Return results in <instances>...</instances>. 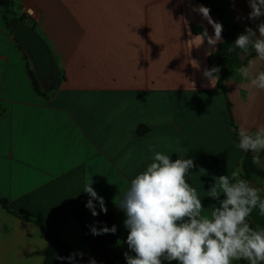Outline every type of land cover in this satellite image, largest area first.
Masks as SVG:
<instances>
[{"label":"crops","instance_id":"obj_1","mask_svg":"<svg viewBox=\"0 0 264 264\" xmlns=\"http://www.w3.org/2000/svg\"><path fill=\"white\" fill-rule=\"evenodd\" d=\"M12 1L13 11L0 7V198L17 215L0 204V264H44L49 240L40 222L75 253L86 251L79 247L85 239L73 213L78 203L90 199L83 191L90 178L118 234L126 236V214L117 202L152 162L149 146L173 161H194L186 180L205 210L219 206L207 196L214 176L235 172L236 179H243L246 152L238 148V130L243 125L255 132L264 125V91L250 88L245 79L225 78V90L218 83L209 85L203 72L225 28L210 11L223 27L221 42L210 46L205 38L201 43L191 24L199 22L214 36L212 25L194 10L206 4ZM218 3L226 9V21L246 25L259 37L264 16L249 19L248 0ZM29 8L33 16H27ZM21 16L35 24L63 76L47 97L35 91L27 53L14 36L13 19ZM261 70L264 62L258 61L254 71ZM253 154L260 156L255 165L264 171L263 154ZM248 182L264 189V175L252 172ZM93 203L99 215L86 208L90 223L105 214L98 201ZM248 218L252 228L264 229L258 207Z\"/></svg>","mask_w":264,"mask_h":264},{"label":"clouds","instance_id":"obj_2","mask_svg":"<svg viewBox=\"0 0 264 264\" xmlns=\"http://www.w3.org/2000/svg\"><path fill=\"white\" fill-rule=\"evenodd\" d=\"M251 12L249 19L264 16V0H248ZM197 10L214 29V36L205 30L201 34L210 46L221 42L223 27L210 17V9L200 6ZM259 37L253 29L246 28L234 42L229 52L240 49L248 54L252 49L256 58L248 61L237 71L249 81L248 86L264 91V70L254 71L257 62H264V23L258 26ZM198 67L195 61H192ZM218 66L205 69L204 77L211 87L219 81ZM238 148L244 152L260 153L264 151V125L255 132L241 126L238 130ZM152 152V162L146 169L137 174L130 186L120 195L117 202L126 214L124 226L129 230L127 244L136 253L135 257L125 253L127 264H163V261H177L178 264H234L236 261H247L248 264H264V229H254L248 223L252 211L259 208L264 216V189L253 187L245 179H236L237 173L231 176L213 177L215 183L207 191V196L219 202L205 210L202 199L196 188L186 180L189 170L195 167L192 159L178 158L173 161L169 154ZM259 155L252 158L253 164H260ZM200 173L206 170L200 169ZM91 178L86 182L84 192L90 199L85 207L93 216L99 215L93 200L98 201L100 212L107 213L103 197L92 187ZM223 196V199H221ZM208 215H205V212ZM93 235L115 233L116 226L91 228ZM81 257L83 253L79 254ZM73 253L67 259L75 264ZM89 264H96L95 260Z\"/></svg>","mask_w":264,"mask_h":264},{"label":"trees","instance_id":"obj_3","mask_svg":"<svg viewBox=\"0 0 264 264\" xmlns=\"http://www.w3.org/2000/svg\"><path fill=\"white\" fill-rule=\"evenodd\" d=\"M207 5L211 12L218 15V18L225 28V37L223 42L218 46V48L212 52L209 57V69L218 66L220 68L219 72V81L218 86L225 90L224 80L225 78H231L236 81H241L243 78L238 73V69L241 66H246L248 60L256 55L255 51L250 49L248 54H244L240 49H236L233 52H229L228 49L230 47H234V42L240 34L245 33V29L248 28L246 25H237L236 23H229L226 21L225 16V7L218 3V0H198ZM0 7L5 8L6 10L14 9V3L12 0H0ZM20 19H26L25 16L15 17L13 19V29H15L18 21ZM32 26L35 28V24L30 22ZM191 29L195 34H202L204 32L203 26L199 22H193L191 24ZM20 47H22L20 45ZM23 48V47H22ZM30 60L29 56L27 55ZM29 72L33 81L35 91L42 96H49L52 92L55 91L54 84L57 79H63V76L60 70L56 67V78L52 82V84L43 88L39 83L36 74L31 68V64L29 62ZM230 103H228V109L230 110ZM237 134V132H236ZM239 139V137H238ZM264 151H261L263 154ZM254 154L249 151L246 152L245 160H244V171H243V179L249 181L250 175L252 172L257 173L258 175H264V171L260 170L256 167L255 164L252 163V158ZM0 204L10 213L17 215L13 211L9 209L8 202L4 198H0ZM85 205L86 202H80L76 205L74 209V219L81 226L83 231V236L87 240L89 238V229L90 227H95L97 230H100L103 227H108L113 224L112 217L110 214H102L98 221L95 224L88 223L85 218ZM84 210V211H83ZM248 223L252 227L251 220L249 218ZM42 227V236L49 240L48 252L46 255V259L44 264H51L53 260V255L55 251H59L63 257H69L73 254V251L70 245L64 240L56 237L55 235L49 233L45 226L40 222ZM89 227V228H88ZM95 240L97 242V246L95 247L93 244H90L91 255L86 257H81L76 254L75 256V264H89V261L94 259L96 264H127V260L125 258V253L116 245L110 233L94 235ZM67 260V259H65ZM68 261V260H67ZM69 262V261H68Z\"/></svg>","mask_w":264,"mask_h":264},{"label":"water","instance_id":"obj_4","mask_svg":"<svg viewBox=\"0 0 264 264\" xmlns=\"http://www.w3.org/2000/svg\"><path fill=\"white\" fill-rule=\"evenodd\" d=\"M14 36L24 48L30 58L36 77L43 88L49 87L56 78V60L52 50L43 36L20 19L14 29ZM61 79H57L54 87L57 88Z\"/></svg>","mask_w":264,"mask_h":264},{"label":"rangeland","instance_id":"obj_5","mask_svg":"<svg viewBox=\"0 0 264 264\" xmlns=\"http://www.w3.org/2000/svg\"><path fill=\"white\" fill-rule=\"evenodd\" d=\"M30 64H31V61L29 60ZM31 68L32 67V64H31ZM263 156H264V152H263ZM263 161H264V157L262 158ZM262 165H264V162H262ZM84 211V210H83ZM85 212H86V208H85ZM84 212V213H85ZM88 222V221H87ZM90 223V222H88ZM96 223V222H95ZM95 223H91V224H95ZM113 224L112 225H109V229L112 228ZM89 228V227H88ZM114 242L116 243V245L124 252V253H127L129 256H133L135 257L136 253L134 251H132L128 244H127V236H128V233L126 234V236H121L120 234H118V231L116 230V232L113 234V233H110ZM84 237V236H83ZM85 239V238H84ZM95 236L92 234V231H91V227L89 229V238L85 241H83L82 239H80L81 241H79V247H81L83 250L86 249V251H82L83 255H91V250H90V244H93L95 247L97 246V242L95 240ZM90 252V254L88 255V253ZM73 253H75L73 251ZM77 254V253H75ZM79 255V254H77ZM80 256V255H79ZM60 257H63V255L57 250L55 251L54 255H53V260H52V263L51 264H70V262H68L67 260H61L59 259ZM83 257H86V256H83Z\"/></svg>","mask_w":264,"mask_h":264},{"label":"built area","instance_id":"obj_6","mask_svg":"<svg viewBox=\"0 0 264 264\" xmlns=\"http://www.w3.org/2000/svg\"><path fill=\"white\" fill-rule=\"evenodd\" d=\"M33 15H34V11L31 8H29L27 10V16H33Z\"/></svg>","mask_w":264,"mask_h":264}]
</instances>
